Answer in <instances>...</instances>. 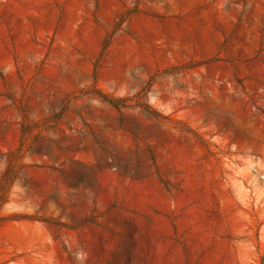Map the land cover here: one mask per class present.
Returning a JSON list of instances; mask_svg holds the SVG:
<instances>
[{
    "label": "rangeland",
    "instance_id": "374dc122",
    "mask_svg": "<svg viewBox=\"0 0 264 264\" xmlns=\"http://www.w3.org/2000/svg\"><path fill=\"white\" fill-rule=\"evenodd\" d=\"M19 146L0 264H264V0H0Z\"/></svg>",
    "mask_w": 264,
    "mask_h": 264
},
{
    "label": "trees",
    "instance_id": "16d2710c",
    "mask_svg": "<svg viewBox=\"0 0 264 264\" xmlns=\"http://www.w3.org/2000/svg\"><path fill=\"white\" fill-rule=\"evenodd\" d=\"M115 105L117 106V104ZM23 160L22 148L19 146L10 154L9 161L0 174V227L8 222L32 221L28 216L3 214L5 206L10 203L13 187L24 169Z\"/></svg>",
    "mask_w": 264,
    "mask_h": 264
}]
</instances>
